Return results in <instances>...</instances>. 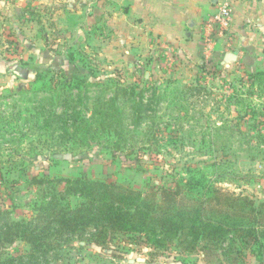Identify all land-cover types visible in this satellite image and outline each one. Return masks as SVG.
I'll return each instance as SVG.
<instances>
[{"label": "rangeland", "instance_id": "374dc122", "mask_svg": "<svg viewBox=\"0 0 264 264\" xmlns=\"http://www.w3.org/2000/svg\"><path fill=\"white\" fill-rule=\"evenodd\" d=\"M175 46L148 35V0H0V226L32 222L55 188L67 190L60 180L145 192L189 177V166L202 169L223 191L264 201V77H253L264 72V56L249 59H260L262 69L247 68L245 59L222 66L217 49L186 61ZM62 74L87 84H150L170 95L151 125L154 134H126L121 143L128 153L114 149L117 138L72 146L48 138L46 130L36 132L42 119L38 126L25 124L35 113L30 93L43 96L51 77L54 85L65 84ZM91 90L95 95L97 88ZM73 147L82 153H70ZM70 201L77 207L81 199ZM145 234L114 233L108 249L77 238L67 248L65 241L50 254V264L221 263L180 253L176 240L157 246ZM254 249L246 252L245 264H264V241ZM30 251L22 240L0 247L3 258Z\"/></svg>", "mask_w": 264, "mask_h": 264}, {"label": "trees", "instance_id": "16d2710c", "mask_svg": "<svg viewBox=\"0 0 264 264\" xmlns=\"http://www.w3.org/2000/svg\"><path fill=\"white\" fill-rule=\"evenodd\" d=\"M253 77H264V72ZM63 78L67 79L65 84L56 85L54 78H49L43 96L30 93L35 113L25 124L38 126L42 119L36 132L46 130L48 138L73 141L72 146L89 148L94 140L111 143L117 138L114 149L128 153L121 143L126 134L142 138L154 134L151 125L170 95L168 88L161 90L150 84L139 88L123 85L118 79L108 85L87 84L78 76L73 77L74 82L62 74ZM93 87L97 88L95 95ZM82 88L86 89L84 96ZM82 101L83 111H78ZM55 106L59 111L53 109ZM89 110L92 114H87ZM148 122L151 124L145 126ZM78 150L73 147L70 153L81 154ZM218 151L217 147L213 150ZM187 171L189 177L145 192L88 179L60 180L59 185L66 183L67 190L55 188L49 201L37 206L32 222L0 226V247L22 240L31 248L27 255H0V264H50L56 246L66 241L71 248L75 238L79 244L108 249L112 234L117 232L146 233L148 242L157 246L176 240L180 253H202L205 259L220 264H245L246 252H253L254 246L261 247L264 241V201L223 191L203 175L202 169L189 166ZM247 177L241 175L240 179ZM74 197L81 199L77 207L70 201Z\"/></svg>", "mask_w": 264, "mask_h": 264}, {"label": "crops", "instance_id": "0c3cea01", "mask_svg": "<svg viewBox=\"0 0 264 264\" xmlns=\"http://www.w3.org/2000/svg\"><path fill=\"white\" fill-rule=\"evenodd\" d=\"M222 0H148V35L176 45L186 61H194L203 51L216 50L222 56L237 52V61H248L249 69L261 68L264 56V0H230L232 19L223 35L212 36L205 29L207 19L218 10ZM191 23L192 26H189ZM207 49H209L208 52ZM213 49V51H211ZM215 54V53H214ZM231 63V64H234Z\"/></svg>", "mask_w": 264, "mask_h": 264}, {"label": "built area", "instance_id": "2783aa9c", "mask_svg": "<svg viewBox=\"0 0 264 264\" xmlns=\"http://www.w3.org/2000/svg\"><path fill=\"white\" fill-rule=\"evenodd\" d=\"M232 19V8L230 0H222L218 5V10L205 24V29L210 32L212 36L223 35L230 28ZM207 49L206 52H208Z\"/></svg>", "mask_w": 264, "mask_h": 264}, {"label": "water", "instance_id": "95a60500", "mask_svg": "<svg viewBox=\"0 0 264 264\" xmlns=\"http://www.w3.org/2000/svg\"><path fill=\"white\" fill-rule=\"evenodd\" d=\"M189 26H192L191 23L189 24ZM237 55V52L227 54L224 60V64L226 65L236 62L238 59Z\"/></svg>", "mask_w": 264, "mask_h": 264}]
</instances>
